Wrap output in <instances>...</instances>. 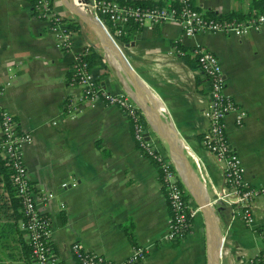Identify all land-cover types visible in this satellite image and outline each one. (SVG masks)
Listing matches in <instances>:
<instances>
[{
  "label": "crops",
  "instance_id": "crops-1",
  "mask_svg": "<svg viewBox=\"0 0 264 264\" xmlns=\"http://www.w3.org/2000/svg\"><path fill=\"white\" fill-rule=\"evenodd\" d=\"M53 2L62 17L78 25L67 51L57 46L32 0H0V105L33 136L23 161L32 184L54 194L38 198L37 206L50 218L51 246L59 262L78 264L74 244L112 261L130 257L137 244L146 250L139 264H241V258L264 256V193L254 202L253 227L232 206L215 202L225 183L222 165L201 142L209 128L204 109L210 85L193 55L183 56L175 46L179 42L189 54L204 46L218 55L227 93L248 111L242 126L235 124V114L227 117L229 142L243 161L246 181L264 187V30L245 37L225 32L185 37L179 23L164 22L143 27L124 44L107 37L86 8L94 0ZM249 4L196 1L201 10L221 14L247 10ZM87 44L103 58L93 68L100 85L138 107L149 138L175 168L189 206L200 208L178 244L167 239L171 211L161 172L138 147L126 113L101 102L66 117L68 98L82 93L66 77ZM4 218L0 223H7ZM126 225H132L135 242ZM0 264L33 262L17 242L0 241Z\"/></svg>",
  "mask_w": 264,
  "mask_h": 264
},
{
  "label": "built area",
  "instance_id": "built-area-1",
  "mask_svg": "<svg viewBox=\"0 0 264 264\" xmlns=\"http://www.w3.org/2000/svg\"><path fill=\"white\" fill-rule=\"evenodd\" d=\"M181 2L183 6L180 11L170 7L133 6L121 0H94L90 7H87L86 3L85 6L95 14L106 36L113 40H118L117 36L122 33L123 28L133 21L138 22L142 28L145 26L152 28L164 22H177L182 26L185 37H192L201 32H225L245 37L253 31L264 30V13L247 20H215L204 10L192 7L189 0H181ZM34 8L37 16L48 20L49 29L55 37L57 46L64 51L70 50L73 46L72 32L68 30V21L64 20L55 10V3L49 0H35ZM107 20L112 22L116 33L111 31ZM91 48L90 44L83 47L71 66L70 71L77 74L69 85L79 86L82 93L79 96L68 98L66 117L75 118L86 108H94L101 102L108 106H116L126 113L132 123L138 147L155 162L161 172V184L171 211L167 239L170 241L182 239L191 231V220L200 208L189 206L175 168L163 157L153 140L149 138L138 107L128 96L108 91L100 85L98 76L88 67L87 63L79 62V58L86 55ZM176 50L182 55L180 50ZM192 55L200 73L210 85L209 101L204 109V114L209 120V128L203 134L201 142L222 165L225 183L218 192L215 202L221 201L232 206L237 216L247 226L253 227L255 225L254 202L264 193V187L252 186L246 181L243 161L229 142L227 135V117L232 113L235 114V124L242 126L246 122L248 111L227 93L226 77L218 55L204 46L193 48ZM12 70L9 68V71L12 72ZM7 83L10 84L11 80ZM3 91L4 88L0 85V95ZM0 125V150L15 168L12 182L17 195L22 200V210L28 217L27 222L21 227L28 235V241L33 245L37 264H58L59 260L54 255L51 246V221L40 212L37 206L38 198L48 200L54 194L42 192L32 184L23 161L24 147L33 141V136L23 132L15 116L1 105ZM202 177L204 179L203 174ZM76 183L75 181L63 182L62 187L67 188ZM73 251L75 258L81 259L83 264H97L96 261H108L111 264H139L146 257V250L141 246L134 247L131 256L123 261H112L102 254L83 250L78 244H74ZM239 262L241 264H264V256L251 257L246 261L241 258Z\"/></svg>",
  "mask_w": 264,
  "mask_h": 264
},
{
  "label": "trees",
  "instance_id": "trees-1",
  "mask_svg": "<svg viewBox=\"0 0 264 264\" xmlns=\"http://www.w3.org/2000/svg\"><path fill=\"white\" fill-rule=\"evenodd\" d=\"M33 4H35V0H32ZM53 0H49V2L52 3ZM197 0H189V3L192 7L195 9H200L196 6ZM127 4H131L133 6H142V7H170L175 8L177 11H180L182 9L183 3L181 0H127L123 1ZM208 16L215 20H247L252 17H258L260 14L264 13V0H250V4L248 9L243 8H237L229 13L221 14L217 13L212 10L205 11ZM64 20L68 21V30L71 32H74L78 29V25L76 22H74L72 19H67L63 17ZM107 24L111 28V31L113 33L115 32V28H113L112 22L107 20ZM142 27L138 22H131L129 23L125 28H123L122 33L117 36V39L124 44H130L137 31H140ZM175 46L178 50L182 52L183 56H191L192 50H187L184 46H182L179 42L175 43ZM79 62H86L88 67L93 70V68L97 66H101L103 64V58L102 56L95 51L94 49H90L89 52L79 58ZM195 60V58H194ZM196 62V60H195ZM76 72L70 71L67 74L66 77V83H69L73 80V78L76 76ZM15 174V168L13 164L5 158L0 150V220L3 219L7 220V223H0V241L1 243H6L9 245L11 241L17 242L21 249L24 250L28 257L31 259L33 264H37L36 255L33 252V245L28 241L26 242L23 239V234L21 229V225L25 222H27L28 217L23 212V203L21 198L17 195L16 188L13 185V176ZM187 198V196L185 195ZM49 218V216L44 215ZM50 219V218H49ZM193 220V219H192ZM191 220V223H192ZM126 232L129 236V238L135 242L133 232H132V225H126ZM192 228V226H191ZM188 235H186L185 239ZM182 239H175L173 241L174 244H178ZM137 244H134V247H136ZM53 251V250H52ZM76 261L78 264H83L81 259H77ZM97 264H111V262L104 261L99 262L96 261ZM58 264H61V262H58Z\"/></svg>",
  "mask_w": 264,
  "mask_h": 264
},
{
  "label": "rangeland",
  "instance_id": "rangeland-1",
  "mask_svg": "<svg viewBox=\"0 0 264 264\" xmlns=\"http://www.w3.org/2000/svg\"><path fill=\"white\" fill-rule=\"evenodd\" d=\"M248 118V117H247ZM247 120V119H246Z\"/></svg>",
  "mask_w": 264,
  "mask_h": 264
}]
</instances>
